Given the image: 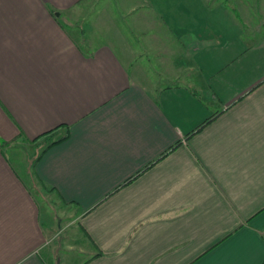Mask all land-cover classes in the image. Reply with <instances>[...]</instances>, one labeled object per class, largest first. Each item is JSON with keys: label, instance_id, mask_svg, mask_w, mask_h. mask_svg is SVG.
Listing matches in <instances>:
<instances>
[{"label": "crops", "instance_id": "1", "mask_svg": "<svg viewBox=\"0 0 264 264\" xmlns=\"http://www.w3.org/2000/svg\"><path fill=\"white\" fill-rule=\"evenodd\" d=\"M143 1L125 39L86 0H0V264L59 237L60 264H264V38Z\"/></svg>", "mask_w": 264, "mask_h": 264}, {"label": "rangeland", "instance_id": "2", "mask_svg": "<svg viewBox=\"0 0 264 264\" xmlns=\"http://www.w3.org/2000/svg\"><path fill=\"white\" fill-rule=\"evenodd\" d=\"M86 1V4H83V10L81 14L83 15V17H87L83 21V24L87 25L89 21L97 20L101 24L105 23L106 25H108L109 28H111L113 31L119 32V34H121L125 39H128V26L132 21V17L137 16V14H139L143 10L142 4L144 3L143 0ZM210 1H213V3L215 4H223L222 1L224 0ZM224 2H226L227 4L230 3L231 6L236 8V11L239 15V20H237L242 25L243 32L245 37L247 38L248 45L255 44L256 41L261 38H264V0H225ZM132 8L134 10H132ZM231 14L234 17L232 12ZM143 61L144 60H139L138 62L142 63ZM151 63L152 64L149 67L153 76L154 68L157 63L153 60H151ZM153 77H155V75ZM38 151H40L39 148ZM21 153H19L20 158L25 156L29 162L32 161L33 152L24 151L22 154ZM37 194L42 214L43 216L46 215L47 219L49 218L52 225V229L54 228L53 230L56 232L58 229L61 228L62 225H66L69 220L64 219L60 223V220L56 216L61 213L62 207L53 202L52 199L48 197L42 190H39ZM66 234L67 233H64L63 236H67ZM59 240L60 237L57 238L54 242L55 246H58L56 247L57 249L54 253L56 264L57 262L60 264L59 255L61 253L60 251L62 246L58 245ZM66 252L71 253L74 256L73 263L77 264L81 261L82 256L78 254L77 247H75L71 252Z\"/></svg>", "mask_w": 264, "mask_h": 264}, {"label": "trees", "instance_id": "3", "mask_svg": "<svg viewBox=\"0 0 264 264\" xmlns=\"http://www.w3.org/2000/svg\"><path fill=\"white\" fill-rule=\"evenodd\" d=\"M224 1H225V0H224ZM224 1H222V3L225 5V7L228 8L229 11L233 13V15H234V17H235L236 19H238V18H239V15H238V13H237V11H236V8L233 7V6H231L230 3L227 4V3L224 2ZM238 20H239V19H238Z\"/></svg>", "mask_w": 264, "mask_h": 264}, {"label": "water", "instance_id": "4", "mask_svg": "<svg viewBox=\"0 0 264 264\" xmlns=\"http://www.w3.org/2000/svg\"><path fill=\"white\" fill-rule=\"evenodd\" d=\"M57 264H59V263L57 262Z\"/></svg>", "mask_w": 264, "mask_h": 264}]
</instances>
